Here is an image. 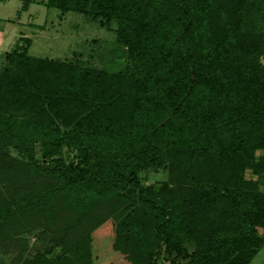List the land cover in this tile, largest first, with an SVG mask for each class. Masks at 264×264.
<instances>
[{
	"label": "trees",
	"instance_id": "1",
	"mask_svg": "<svg viewBox=\"0 0 264 264\" xmlns=\"http://www.w3.org/2000/svg\"><path fill=\"white\" fill-rule=\"evenodd\" d=\"M35 1L24 0L22 8ZM44 3L60 16L83 13L114 30L132 57H157L154 68L159 58L173 65L165 106L136 122V135L98 108L110 88L120 94L127 87L123 98L136 92L129 75L33 55L30 37L6 54L0 240L27 228L53 238L33 258L22 249L16 264H90L93 233L114 225L113 247L135 264H163L168 257L173 264H249L260 244L255 226L264 224V192L245 178L247 168L258 176L264 171V81L247 86L244 78L207 72L217 51L198 54L185 45L194 23L191 0ZM168 18L177 21L173 37L163 29ZM9 146L24 157L11 155ZM164 160L172 182L185 187L142 183L139 172Z\"/></svg>",
	"mask_w": 264,
	"mask_h": 264
},
{
	"label": "rangeland",
	"instance_id": "2",
	"mask_svg": "<svg viewBox=\"0 0 264 264\" xmlns=\"http://www.w3.org/2000/svg\"><path fill=\"white\" fill-rule=\"evenodd\" d=\"M45 1L36 0L24 9V0H0V71L6 65V54L17 44H21V37L24 36L32 40L29 51L33 55L59 58L109 73L124 72L133 79L136 92L129 98H123L127 87L119 88L120 94H115L114 88H110L102 95L103 101L98 108L106 116L114 118L116 115L126 129L134 130V134L140 135L141 129H137L135 123L146 118L150 109L154 111L160 105L165 106L166 80L173 64L159 58L156 59L159 67L154 68L152 58L157 57H132L131 49L117 40L114 30L101 27L83 13L68 11L60 16V11L55 7L48 8ZM262 1L263 3L260 0H244L238 6V2L234 3L232 0L228 6L220 0H191L194 23L191 33L185 38V45L198 54L210 53L211 49L217 51V56H213L208 65V73L222 75L227 80L231 76L244 78L247 86L248 82H255L256 79L264 81V0ZM165 25L167 27L163 26V29L166 32H170L172 37L173 34L176 35V19L168 18ZM223 56L226 57L224 60ZM127 63H130V68L126 67ZM36 145L39 149L40 143L37 142ZM7 151L13 156L24 157L13 146H9ZM260 152L258 150L257 155ZM74 154V151L67 153L69 158ZM36 158L42 161L40 154ZM48 162L49 160L45 161ZM169 165V161L164 160L162 164L141 170L139 176L142 183L157 188L164 182H168L170 187H185L187 184L172 182ZM245 178L255 180L257 190L264 192V171L258 176L247 168ZM124 215L122 212L116 220L122 219ZM114 227L115 225L107 229L98 228L93 233V258L90 264H135L122 259L119 251L113 247L116 240ZM255 229L260 237V244L249 264H264V224H256ZM15 235L8 242L0 240V264H16L15 258L22 249L25 257L33 258L37 251L45 250L53 243L52 236L43 233L40 228H27ZM189 249L192 250V246ZM172 262V257L162 259L163 264H173Z\"/></svg>",
	"mask_w": 264,
	"mask_h": 264
}]
</instances>
